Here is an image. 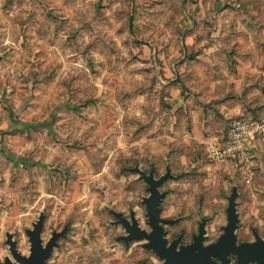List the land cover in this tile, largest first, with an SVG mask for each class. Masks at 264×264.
Masks as SVG:
<instances>
[{"label":"rangeland","instance_id":"1","mask_svg":"<svg viewBox=\"0 0 264 264\" xmlns=\"http://www.w3.org/2000/svg\"><path fill=\"white\" fill-rule=\"evenodd\" d=\"M243 115L264 122V0H0V261L41 220L44 264H160L118 220L150 231V173L169 242L214 240L231 194L237 240L262 236L264 135L248 182L206 154Z\"/></svg>","mask_w":264,"mask_h":264},{"label":"water","instance_id":"2","mask_svg":"<svg viewBox=\"0 0 264 264\" xmlns=\"http://www.w3.org/2000/svg\"><path fill=\"white\" fill-rule=\"evenodd\" d=\"M148 183L149 195L145 199L146 214L150 231L141 229L133 215L130 219L120 216L119 222L125 228L127 234L122 238L129 239H144L146 242L143 246L147 249H152L155 254L162 260L160 264H211V256H218L222 264H227L228 255L233 254L241 264L254 262L256 264H264V231L262 237L256 234L255 240L241 241L236 243L234 230L236 227L237 214L235 212L234 194H231L226 207V224L222 227L223 232L219 235L216 241L202 244L205 238L203 219L198 226V233L194 235L193 241L189 244H179V238L168 242L164 236L163 223H172V219H164L159 215V201L164 196L157 188V185L162 181L163 177L155 179L152 174L143 175ZM41 220L33 224L32 229H27L26 233L29 237L30 248L29 254L22 255L16 248L11 237H7L10 254L13 258H4L0 264H44L48 257L56 239L60 233L53 235L43 245L40 238Z\"/></svg>","mask_w":264,"mask_h":264},{"label":"built area","instance_id":"3","mask_svg":"<svg viewBox=\"0 0 264 264\" xmlns=\"http://www.w3.org/2000/svg\"><path fill=\"white\" fill-rule=\"evenodd\" d=\"M264 135V122L248 115L233 119L222 137L206 144V154L214 163L229 162L235 173L248 182L255 166V144Z\"/></svg>","mask_w":264,"mask_h":264},{"label":"flooded vegetation","instance_id":"4","mask_svg":"<svg viewBox=\"0 0 264 264\" xmlns=\"http://www.w3.org/2000/svg\"><path fill=\"white\" fill-rule=\"evenodd\" d=\"M203 219H201V221H202ZM205 220V219H204ZM227 220V219H226ZM200 221V222H201ZM200 222H198V225H197V229H196V232L194 233V234H192L191 235V237H190V240L189 241H187V242H182L181 241V238H182V235L181 234H179L178 236H180L181 235V238H180V240H179V244H184V245H186V244H189V243H191L192 241H193V237H194V235H196L197 233H198V226H199V223ZM227 222V221H226ZM206 223H207V220H205V223H204V226L206 225ZM223 227V226H222ZM220 228V232H219V234H218V236L214 239V240H212V241H210V242H205V240H206V232L204 233V239L202 240V244L203 245H206V244H208V243H211V242H213V241H216L217 240V238L219 237V235L223 232V228ZM205 229V228H204ZM234 232H235V230H234ZM234 235H235V233H234ZM258 235V234H257ZM164 236H165V234H164ZM255 236H256V233H255ZM255 236H254V240H255ZM259 236V235H258ZM177 237V236H176ZM260 237H262V236H260ZM235 238H236V240H235V242L236 243H239V242H241V241H246V240H241V241H239V240H237V236L235 235ZM173 239H175V237L173 238ZM172 239V240H173ZM254 240H250V241H248V242H251V241H254ZM169 242V241H168ZM171 242V241H170ZM231 255L232 254H229L227 257H228V261H227V264H230L231 263ZM234 256V259L235 260H237L236 259V256L235 255H233ZM233 260V259H232ZM234 261V260H233ZM161 262H162V260H161ZM207 264V263H206ZM211 264H222V262H221V260H220V258L218 257V256H211ZM239 264V263H238Z\"/></svg>","mask_w":264,"mask_h":264},{"label":"crops","instance_id":"5","mask_svg":"<svg viewBox=\"0 0 264 264\" xmlns=\"http://www.w3.org/2000/svg\"><path fill=\"white\" fill-rule=\"evenodd\" d=\"M201 140V139H200Z\"/></svg>","mask_w":264,"mask_h":264}]
</instances>
